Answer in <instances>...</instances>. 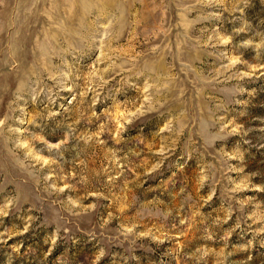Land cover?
<instances>
[{"label": "rangeland", "instance_id": "obj_1", "mask_svg": "<svg viewBox=\"0 0 264 264\" xmlns=\"http://www.w3.org/2000/svg\"><path fill=\"white\" fill-rule=\"evenodd\" d=\"M0 264H264V0H0Z\"/></svg>", "mask_w": 264, "mask_h": 264}]
</instances>
